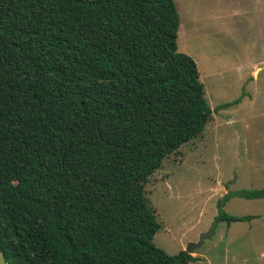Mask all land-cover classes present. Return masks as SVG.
<instances>
[{
  "label": "trees",
  "instance_id": "obj_1",
  "mask_svg": "<svg viewBox=\"0 0 264 264\" xmlns=\"http://www.w3.org/2000/svg\"><path fill=\"white\" fill-rule=\"evenodd\" d=\"M179 25L174 0H0L7 264L198 259L153 243L161 226L146 195L163 160L214 113L195 59L178 50ZM240 195L264 199V188Z\"/></svg>",
  "mask_w": 264,
  "mask_h": 264
},
{
  "label": "rangeland",
  "instance_id": "obj_2",
  "mask_svg": "<svg viewBox=\"0 0 264 264\" xmlns=\"http://www.w3.org/2000/svg\"><path fill=\"white\" fill-rule=\"evenodd\" d=\"M174 1L178 50L195 59L214 113L146 185L161 226L153 243L204 253L189 264H264V199L240 195L264 188V0ZM223 212L257 217L216 222Z\"/></svg>",
  "mask_w": 264,
  "mask_h": 264
},
{
  "label": "crops",
  "instance_id": "obj_3",
  "mask_svg": "<svg viewBox=\"0 0 264 264\" xmlns=\"http://www.w3.org/2000/svg\"><path fill=\"white\" fill-rule=\"evenodd\" d=\"M254 219H256V218H253V219H251L250 221H246V222H249V224L248 225H250V223L254 220ZM240 222H244V221H240ZM232 223H234V222H232ZM228 225H231V223L230 224H228ZM213 232V231H212ZM212 232L210 233V234H212ZM208 235V234H207ZM200 244H201V242H199ZM199 243H192V245H194L195 247H197V244H199ZM191 245V246H192ZM199 246V245H198ZM189 251H190V253H191V255H192V252L193 251H191V247L188 249ZM192 256H194V257H198V259L197 260H200L201 258L200 257H202V258H204V253L202 252H200L199 254H197V255H192ZM194 261H196V260H194Z\"/></svg>",
  "mask_w": 264,
  "mask_h": 264
},
{
  "label": "water",
  "instance_id": "obj_4",
  "mask_svg": "<svg viewBox=\"0 0 264 264\" xmlns=\"http://www.w3.org/2000/svg\"><path fill=\"white\" fill-rule=\"evenodd\" d=\"M226 188H228V187H226ZM188 252H190V251L188 250ZM0 264H7V263H6L5 256H4V253H3V251L1 250V248H0Z\"/></svg>",
  "mask_w": 264,
  "mask_h": 264
}]
</instances>
